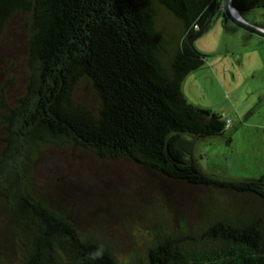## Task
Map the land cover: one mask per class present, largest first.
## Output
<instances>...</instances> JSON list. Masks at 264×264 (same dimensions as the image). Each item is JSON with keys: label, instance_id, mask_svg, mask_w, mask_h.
<instances>
[{"label": "trees", "instance_id": "obj_1", "mask_svg": "<svg viewBox=\"0 0 264 264\" xmlns=\"http://www.w3.org/2000/svg\"><path fill=\"white\" fill-rule=\"evenodd\" d=\"M218 3L0 0V39L15 15L29 17L27 84L0 112V209L21 243L14 264H129L38 194L33 170L46 146L131 160L170 180L252 195L261 205L246 216L218 213L196 235L160 232L139 264H264V177L221 178L200 167L197 139L222 135L227 119L192 104L182 90L186 76L206 61L188 37L211 26ZM233 4L242 12L263 0ZM161 10L181 25L169 60L163 56ZM82 89L94 95L95 105L83 100Z\"/></svg>", "mask_w": 264, "mask_h": 264}, {"label": "rangeland", "instance_id": "obj_2", "mask_svg": "<svg viewBox=\"0 0 264 264\" xmlns=\"http://www.w3.org/2000/svg\"><path fill=\"white\" fill-rule=\"evenodd\" d=\"M241 13L264 26V0ZM28 19L15 15L0 39V112L16 103L27 84ZM180 26L160 11L167 60L176 51ZM194 45L206 61L186 76L183 93L192 104L230 120L222 135L197 139L200 167L221 178L264 177V38L222 16ZM82 92L85 102L96 104L90 91ZM2 135L0 126V148ZM33 182L40 196L67 210L84 232L106 242L129 264L147 260L160 232L196 235L218 213L246 216L261 207L252 195L216 193L208 185L170 180L134 161L101 159L76 147H43ZM7 222L0 209V264H14L21 255L19 236Z\"/></svg>", "mask_w": 264, "mask_h": 264}, {"label": "water", "instance_id": "obj_3", "mask_svg": "<svg viewBox=\"0 0 264 264\" xmlns=\"http://www.w3.org/2000/svg\"><path fill=\"white\" fill-rule=\"evenodd\" d=\"M222 12H224V15L227 17L228 20H230L232 23H234L238 27H241L249 32L258 34L264 38V27H261L257 24H254L248 21L242 15L241 11L234 6L233 0H219V3L217 5V10L212 13L209 21L213 22V20L215 18H218ZM207 30L208 28L200 29L196 33L188 37V42L195 52H199L195 48V45H194L195 40Z\"/></svg>", "mask_w": 264, "mask_h": 264}, {"label": "flooded vegetation", "instance_id": "obj_4", "mask_svg": "<svg viewBox=\"0 0 264 264\" xmlns=\"http://www.w3.org/2000/svg\"><path fill=\"white\" fill-rule=\"evenodd\" d=\"M222 16L224 17V20L227 19V17L224 15V12H222V13L220 14L219 18L222 17ZM252 23H253V22H252ZM254 24H256V23H254ZM257 25H259V24H257ZM259 26L264 27L263 25H259Z\"/></svg>", "mask_w": 264, "mask_h": 264}, {"label": "built area", "instance_id": "obj_5", "mask_svg": "<svg viewBox=\"0 0 264 264\" xmlns=\"http://www.w3.org/2000/svg\"><path fill=\"white\" fill-rule=\"evenodd\" d=\"M230 125V120L227 119V127Z\"/></svg>", "mask_w": 264, "mask_h": 264}, {"label": "crops", "instance_id": "obj_6", "mask_svg": "<svg viewBox=\"0 0 264 264\" xmlns=\"http://www.w3.org/2000/svg\"><path fill=\"white\" fill-rule=\"evenodd\" d=\"M249 21V20H248Z\"/></svg>", "mask_w": 264, "mask_h": 264}]
</instances>
